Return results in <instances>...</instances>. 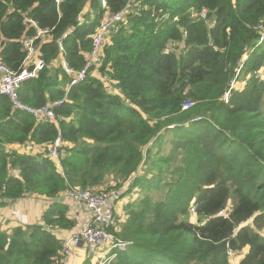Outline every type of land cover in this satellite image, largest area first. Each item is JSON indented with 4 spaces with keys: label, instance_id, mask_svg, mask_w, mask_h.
Here are the masks:
<instances>
[{
    "label": "trees",
    "instance_id": "trees-1",
    "mask_svg": "<svg viewBox=\"0 0 264 264\" xmlns=\"http://www.w3.org/2000/svg\"><path fill=\"white\" fill-rule=\"evenodd\" d=\"M138 1V16L109 30L100 60L68 89L60 57L81 71L105 12L127 0H106V10L99 0H0V59L11 70L35 34L26 20L49 30L37 42L45 67L21 84L18 103L63 101L57 123H40L0 95V206L49 201L39 222L0 231V264H53L56 233L77 225L58 197L109 177L115 208L124 199L109 231L125 246L107 264H231L228 250L238 264H264V0ZM202 9L213 26L194 16ZM57 138L63 157H43Z\"/></svg>",
    "mask_w": 264,
    "mask_h": 264
},
{
    "label": "built area",
    "instance_id": "built-area-1",
    "mask_svg": "<svg viewBox=\"0 0 264 264\" xmlns=\"http://www.w3.org/2000/svg\"><path fill=\"white\" fill-rule=\"evenodd\" d=\"M62 0H54L56 6L61 3ZM100 7L103 10L107 8L106 0H99ZM140 11V2L138 0H127L124 8L117 13H108L103 16L95 32L91 34L92 48L89 53V60L85 63L83 69L79 72H74L70 68L65 60L60 61V67L64 74L68 75L70 81L68 82V89L71 86L76 85L81 81L88 68H90L93 62L100 60V49L104 42L108 40V32L114 27L125 26L127 24V18L130 15L138 16ZM84 10L79 14L77 22L84 23ZM207 10L202 9L197 14L198 19L204 21L208 26H213V22L207 18ZM83 19V21H82ZM35 29V34L32 37H24L21 39V46L24 50L25 56L22 61V66L19 71H13L8 68L0 59V95H3L9 99L15 108L25 109L28 112L39 117L40 123L53 122L57 123L55 113L52 111L54 106L62 104L63 101L57 100L50 104L48 107L42 109H29L25 108L18 103L17 91L21 84L30 79H36L41 70L44 69L45 63L38 54L37 42L45 38L48 35L49 30L40 29L31 20H26ZM186 34L183 33V36ZM264 40V27L259 37L258 43ZM60 52H63L62 40H57ZM177 43H172L171 46H177ZM238 72V69L235 70ZM234 80L231 82L230 87L233 85ZM64 95V98L67 95ZM229 92H226L223 96L225 102L228 101ZM192 103H186L183 105L182 110L190 108ZM62 140L57 138L53 144L49 145L43 152V157L50 158L55 161H59L63 157V150L61 149ZM28 148L31 146L28 144ZM64 198L73 202L77 207L82 208L86 214V221L81 226L75 228L67 236L59 235V239L62 241L60 253L53 260V264H70V260L75 259L77 250L83 246L89 257H95L98 255L101 249L108 248L107 253L110 254L114 249H123L125 244L116 240L109 231L110 228L116 225L114 216V202L118 198V195L114 191H107L106 189L99 190H80V189H67L64 193ZM194 213V209H191ZM219 215H225L224 212H220ZM56 233V232H55ZM111 251V252H110ZM241 253L228 250L227 255L229 262ZM232 264V263H231Z\"/></svg>",
    "mask_w": 264,
    "mask_h": 264
},
{
    "label": "rangeland",
    "instance_id": "rangeland-1",
    "mask_svg": "<svg viewBox=\"0 0 264 264\" xmlns=\"http://www.w3.org/2000/svg\"><path fill=\"white\" fill-rule=\"evenodd\" d=\"M244 82L241 83L240 80L234 81L233 85L238 87L242 86ZM114 185V182L109 178H105L103 182L100 184V187L96 189H106L107 191L110 187ZM47 203H44L40 196L35 194L25 195L23 198L17 199L13 202H6L2 206H0V231L8 232L11 228L16 226H26L33 223L39 222V216ZM124 201L122 199L119 203ZM119 205H116V213L121 214V210ZM190 220L192 222H198L201 218L197 217L194 213H190ZM116 250V249H114ZM114 250L105 256H102V253L99 255L102 259H97L96 261L93 258L87 257L82 258L81 264H107L110 260H112L115 256ZM77 257V253L75 258ZM241 255H237L234 259L231 260L232 264H238ZM80 261H78V264Z\"/></svg>",
    "mask_w": 264,
    "mask_h": 264
},
{
    "label": "crops",
    "instance_id": "crops-1",
    "mask_svg": "<svg viewBox=\"0 0 264 264\" xmlns=\"http://www.w3.org/2000/svg\"><path fill=\"white\" fill-rule=\"evenodd\" d=\"M88 13V5L84 8V14L83 15H86ZM90 19L92 20V14H90ZM82 21H83V19H82ZM84 21H85V18H84ZM84 24V23H83ZM61 60H64L62 57H60V61ZM11 148H19V146H17V145H14V146H12ZM41 199H42V201L44 202V203H47L45 200L46 199H44L43 197H41ZM58 200H60V201H62V202H65L67 205H68V208H69V212H68V214H69V217H71V218H76L77 219V225H76V228L77 227H79V226H81L82 224H84L85 223V221H86V214H85V212H84V210L82 209V208H79V207H77L73 202H70L69 200H67V199H65L64 198V195H60L59 197H58ZM47 206V205H46ZM46 206L44 207V209L46 208ZM43 209V210H44ZM42 210V211H43ZM12 229V228H11ZM56 234H60V235H62V236H67V235H69V233L68 234H64V233H62V232H58V233H56ZM58 237H59V235H58ZM107 251H108V248H104V249H101L100 250V252L98 253V255L97 256H95V257H90V258H93L95 261L98 259H102L99 255L102 253V256H105V255H108V253H107ZM111 252V251H110ZM86 256L88 257V255H87V252H86V250H85V248L83 247V246H81V247H79L78 248V250H77V257L73 260V262H72V260H70V264H78V261H80V263L79 264H81V261H83V260H81L82 258H86Z\"/></svg>",
    "mask_w": 264,
    "mask_h": 264
},
{
    "label": "clouds",
    "instance_id": "clouds-1",
    "mask_svg": "<svg viewBox=\"0 0 264 264\" xmlns=\"http://www.w3.org/2000/svg\"><path fill=\"white\" fill-rule=\"evenodd\" d=\"M89 257V256H88Z\"/></svg>",
    "mask_w": 264,
    "mask_h": 264
}]
</instances>
